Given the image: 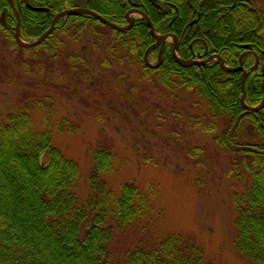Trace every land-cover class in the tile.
Here are the masks:
<instances>
[{
    "label": "trees",
    "instance_id": "obj_1",
    "mask_svg": "<svg viewBox=\"0 0 264 264\" xmlns=\"http://www.w3.org/2000/svg\"><path fill=\"white\" fill-rule=\"evenodd\" d=\"M0 0V33L14 46L42 52L69 66L74 80H86L90 63L86 55L70 56L64 52L67 39L91 36L96 46L99 34L109 35L100 45L99 65L109 67L107 58L129 63L139 78L154 81L166 90H193L206 104L204 120L193 117L194 127L213 133L215 143L232 151L236 145L241 162L248 159L257 166L251 172L248 188L233 193L237 209L234 243L238 252L264 264V103L261 69L264 63V11L246 0ZM86 8L106 20L128 24L126 13L131 8L142 11L155 32L172 34L178 41L177 52L183 59L218 54L224 64L237 66L246 51L243 67L246 74L244 102H241L242 71L228 70L218 59L183 65L171 53V43L154 46L155 39L147 19L139 17L126 28L117 29L89 13H68L59 17L48 34L37 44L23 46L15 41L18 32L24 40H32L46 31L53 17L67 8ZM148 50L159 55L156 64H147ZM257 63L255 64V62ZM80 65V66H79ZM84 68L83 76L76 68ZM32 104L24 102L15 111L0 118V198L20 190L23 198H33L39 235L27 231L22 220L6 213L0 205V264H49L47 250L56 264H107V243L112 226H124L138 216L147 204L145 195L133 182L121 184L119 194L112 197L102 175L113 164L114 154L104 143L92 150L93 164L88 173L90 193L84 203L77 199L75 184L79 178L77 162L66 157L53 144L45 119L44 129L33 126ZM60 132L78 131L79 125L67 118L54 124ZM241 132L245 135L242 136ZM247 138L251 142H246ZM196 152L188 155H196ZM192 151V150H191ZM190 151V152H191ZM46 155V161L40 158ZM261 162V165H259ZM24 184L32 185L24 192ZM111 200V201H109ZM110 202V203H109ZM108 203L111 205L108 208ZM83 231H81V229ZM126 264H210L192 236L171 233L156 242L139 240L128 250Z\"/></svg>",
    "mask_w": 264,
    "mask_h": 264
},
{
    "label": "rangeland",
    "instance_id": "obj_2",
    "mask_svg": "<svg viewBox=\"0 0 264 264\" xmlns=\"http://www.w3.org/2000/svg\"><path fill=\"white\" fill-rule=\"evenodd\" d=\"M248 1L264 11V0ZM128 15L142 16L133 9ZM99 36L96 46L91 36L65 41V53L73 57L85 54L91 64L84 81L71 79L74 71L57 58L17 48L0 33V118L27 101L32 104L30 115L36 129H44L45 119L49 120L53 144L79 166L75 192L80 202L90 193L88 173L98 142L114 154L110 170L101 176L111 198L119 194L124 182H133L145 195L143 211L126 225L107 219L112 226L107 264H126L128 250L137 241L156 242L171 233L192 236L210 264H259L235 247L237 209L233 197L234 192L250 186L251 172L257 166L249 159L241 162L234 151L236 145L227 151L215 143L213 135L221 124L213 133L194 127L192 118L204 120L207 110L195 91L166 90L154 81L140 79L132 65L117 63L114 58H107L113 61L109 67L99 65L103 38L110 40L108 34ZM175 41L172 35L165 38L167 43ZM144 60L155 63L158 56L145 52ZM79 66L76 70L82 75L84 68ZM64 117L76 122L78 131H58L54 124ZM244 139L251 142L247 136ZM196 146V155H188L196 152ZM40 158L46 161L45 154ZM31 186L24 184V192H30ZM20 192L3 195L0 205L38 237L35 203ZM46 252L49 264H56L51 251Z\"/></svg>",
    "mask_w": 264,
    "mask_h": 264
},
{
    "label": "water",
    "instance_id": "obj_3",
    "mask_svg": "<svg viewBox=\"0 0 264 264\" xmlns=\"http://www.w3.org/2000/svg\"><path fill=\"white\" fill-rule=\"evenodd\" d=\"M9 1H10L11 5L13 6L12 1H11V0H9ZM76 12L92 14V15L96 16L98 19H100L102 22L108 24V25L111 26V27L117 28V29H122V28H125V27H126V26H120V25H117V24H115V23H111V22H109L108 20H106L104 17H102L101 15H99V14L93 12V11H90V10H88V9H86V8L77 7V8L66 9V10H63V11L57 13V14L54 16V18H53V20H52V22H51L50 27H49V28H48V29H47V30H46L41 36H39L38 38H36V39L33 40L32 42H24V41H22V40L19 39V36H18V23H17V24H16V27H15V40H16L19 44H21V45H25V46H30V45L37 44V43H39V42H40V41H41V40H42V39L48 34V32L51 30V28H52V26H53L55 20H56L58 17L64 16V15H66V14H68V13H76ZM140 13L142 14V16H143L144 18L147 19L148 24H149V27H150V30H151V33H152L153 36L156 38L155 45H158L159 42H160V40H161L162 38H165L166 35L156 36V35L154 34V30H153V26H152L151 21L146 17V15H145L143 12H140ZM16 16H17V21H19V16H18V13H17V12H16ZM127 18H128V20H129V25L132 24V23H133V18H129V17H128V13H127ZM176 45H177V42L174 43V45H173V47H172L171 50H172V55L178 60V62H180V63L183 64V65H190V64H192V63H197V62H199V61H195V60H184V59L179 58V56L176 55L175 52H174V47H175ZM213 57L218 58L219 56L215 54V55H213V56H211V57L205 59V60L203 61V63H204V62H207L210 58H213ZM220 62H221V64H222V62H223L222 58H220ZM238 67H241V63L239 64ZM238 67H235V68H232V69L234 70V69H236V68H238ZM262 71H263L262 87H263V92H264V64L262 65ZM247 72H248V71L246 70V74H247ZM244 75H245V73H244ZM242 85L244 86V76H243ZM244 94H245V90L243 89V93H242V96H241V100H243V98H244ZM263 103H264V94H263V97H262L261 101H260L257 105H255V106H251V107H248V106H247V108H249V109H257V108L260 107ZM242 104L246 107V104H245L243 101H242Z\"/></svg>",
    "mask_w": 264,
    "mask_h": 264
},
{
    "label": "flooded vegetation",
    "instance_id": "obj_4",
    "mask_svg": "<svg viewBox=\"0 0 264 264\" xmlns=\"http://www.w3.org/2000/svg\"><path fill=\"white\" fill-rule=\"evenodd\" d=\"M245 58H246V51H244V53H242L238 59V61H239L238 65L241 63V67H238V65L233 67V68L238 67L236 69H240L242 71V77L244 76V90H245V80H246V67H243V63L245 62ZM256 63H257V61L255 62V64ZM236 69H234V70H236ZM261 69H262V66H261ZM249 70H250V68H248V72H249ZM244 73H245V75H244ZM244 96H245V94H244Z\"/></svg>",
    "mask_w": 264,
    "mask_h": 264
}]
</instances>
